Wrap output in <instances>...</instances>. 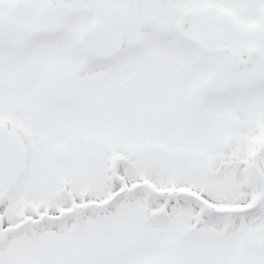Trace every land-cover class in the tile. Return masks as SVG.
I'll list each match as a JSON object with an SVG mask.
<instances>
[{
    "label": "snow or ice",
    "instance_id": "6c2138e0",
    "mask_svg": "<svg viewBox=\"0 0 264 264\" xmlns=\"http://www.w3.org/2000/svg\"><path fill=\"white\" fill-rule=\"evenodd\" d=\"M0 264H264V0H0Z\"/></svg>",
    "mask_w": 264,
    "mask_h": 264
}]
</instances>
